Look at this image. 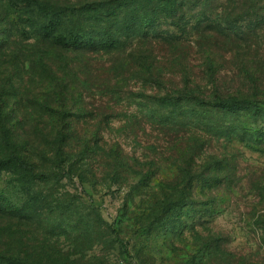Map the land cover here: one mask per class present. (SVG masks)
I'll list each match as a JSON object with an SVG mask.
<instances>
[{"label": "rangeland", "instance_id": "rangeland-1", "mask_svg": "<svg viewBox=\"0 0 264 264\" xmlns=\"http://www.w3.org/2000/svg\"><path fill=\"white\" fill-rule=\"evenodd\" d=\"M195 2L186 33L162 22L174 39L90 52L42 39L0 0V140L57 175L42 186L73 209L52 217L66 235L32 226L34 253L43 239L67 264H264V0ZM180 93L254 107L177 109ZM87 213L102 219L93 246L75 229ZM9 226L0 217V243Z\"/></svg>", "mask_w": 264, "mask_h": 264}, {"label": "trees", "instance_id": "trees-1", "mask_svg": "<svg viewBox=\"0 0 264 264\" xmlns=\"http://www.w3.org/2000/svg\"><path fill=\"white\" fill-rule=\"evenodd\" d=\"M8 2L20 16H25L23 21L35 28L36 34L42 39L55 46L81 51L111 50L136 37L165 36L174 39V35H167L168 29L163 31L165 35L159 33L162 22L174 25L185 33L187 30L183 24V12L189 0H100L80 7L53 6L40 0ZM196 2L193 3L195 7L198 4ZM88 22L91 27L86 25ZM168 99L173 101L172 104L177 109L183 107L178 103L186 100L199 108L212 107L225 111L254 107L251 102L235 96L206 100L199 97L190 98L180 93ZM206 125L209 129L212 128L211 125ZM0 141L6 151L0 152V175L10 172V178L4 180V186H0V217L6 219L10 225L6 229L9 232L5 236L7 241L0 243V264H67L65 261L67 262L71 255L64 256L60 251L51 252L43 239L40 240L37 253L31 250L30 245V230L34 224L42 226L44 235L53 234L51 230H56L59 237L66 235L63 231L61 233L65 225L54 223L52 217L60 210L64 214L73 209L70 204L63 206L64 200L42 186L48 179L57 175L39 173L35 164L15 152L10 139L3 138ZM57 151V155L62 156L63 149L58 147ZM171 208L170 203L165 207V211L168 212ZM89 217L88 213L87 216L83 215L75 224V229L79 236L89 239L84 241L88 246H93L102 231V219L97 215L95 221H92ZM16 222L22 226L16 227Z\"/></svg>", "mask_w": 264, "mask_h": 264}]
</instances>
